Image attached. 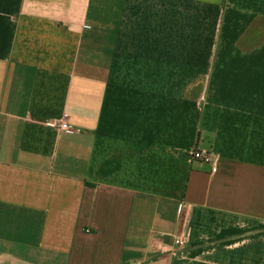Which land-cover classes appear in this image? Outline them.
I'll list each match as a JSON object with an SVG mask.
<instances>
[{
	"label": "crops",
	"instance_id": "obj_1",
	"mask_svg": "<svg viewBox=\"0 0 264 264\" xmlns=\"http://www.w3.org/2000/svg\"><path fill=\"white\" fill-rule=\"evenodd\" d=\"M0 264H264V0H0Z\"/></svg>",
	"mask_w": 264,
	"mask_h": 264
},
{
	"label": "built area",
	"instance_id": "obj_2",
	"mask_svg": "<svg viewBox=\"0 0 264 264\" xmlns=\"http://www.w3.org/2000/svg\"><path fill=\"white\" fill-rule=\"evenodd\" d=\"M50 127H53L57 130H74L76 128H73L72 126H69L67 123L61 121V120H52L50 122ZM193 157L195 159H201L205 162H209L211 161V155L206 152V151H199V150H196L194 153H193ZM217 171V168L215 166V164L213 165V168H212V172L215 173ZM178 222L180 221V217L178 216L177 218ZM176 243L179 247H184L185 246V241H184V238L183 237H178L177 240H176Z\"/></svg>",
	"mask_w": 264,
	"mask_h": 264
}]
</instances>
